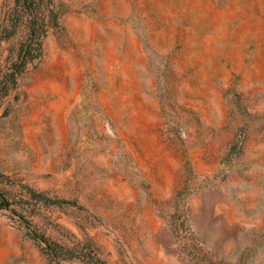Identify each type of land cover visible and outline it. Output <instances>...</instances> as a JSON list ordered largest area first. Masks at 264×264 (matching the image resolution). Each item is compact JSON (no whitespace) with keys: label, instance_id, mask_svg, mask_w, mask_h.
<instances>
[{"label":"rangeland","instance_id":"1","mask_svg":"<svg viewBox=\"0 0 264 264\" xmlns=\"http://www.w3.org/2000/svg\"><path fill=\"white\" fill-rule=\"evenodd\" d=\"M14 7L0 264H264V0Z\"/></svg>","mask_w":264,"mask_h":264},{"label":"trees","instance_id":"2","mask_svg":"<svg viewBox=\"0 0 264 264\" xmlns=\"http://www.w3.org/2000/svg\"><path fill=\"white\" fill-rule=\"evenodd\" d=\"M15 7L12 13L5 17L6 25L7 24H17V21L20 23H27L26 27L28 28V36L30 42L28 45H24L22 48L23 57L20 63V70L25 67L28 60L33 59L34 57V46L41 37V28L37 27L38 21L40 20L41 14L40 10L44 3H50L51 0H14ZM37 27V28H36ZM30 58V59H29ZM0 200L4 202L2 195L0 194ZM51 250L50 255L55 254L54 249L48 245Z\"/></svg>","mask_w":264,"mask_h":264}]
</instances>
